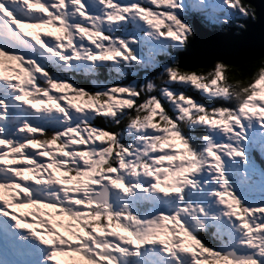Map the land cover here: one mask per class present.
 Instances as JSON below:
<instances>
[{"label": "snow or ice", "instance_id": "1", "mask_svg": "<svg viewBox=\"0 0 264 264\" xmlns=\"http://www.w3.org/2000/svg\"><path fill=\"white\" fill-rule=\"evenodd\" d=\"M197 14L214 24L256 18L241 0H0V217L25 231L21 240L47 250L45 264H59L58 257L83 264H264V169L252 155L264 157V99L256 103L264 60L251 79L235 83L221 63L206 73L182 71L171 53L186 46ZM50 27L61 35L41 40L39 31L25 30ZM144 48L171 61L155 65L162 86L137 88L133 81L90 92L46 71L51 65L95 75L107 67L123 76L147 69ZM5 60L25 65L23 77L4 75ZM189 87L233 107H206L176 90ZM49 89L67 92L51 96ZM69 92L89 103H73ZM108 123L122 131L100 126ZM241 171L259 183L234 187ZM9 207L51 214L29 213L32 221L22 222ZM209 227L219 246L198 235Z\"/></svg>", "mask_w": 264, "mask_h": 264}, {"label": "rangeland", "instance_id": "2", "mask_svg": "<svg viewBox=\"0 0 264 264\" xmlns=\"http://www.w3.org/2000/svg\"><path fill=\"white\" fill-rule=\"evenodd\" d=\"M117 2H120V0H117ZM124 2H127V0H124ZM192 2L194 4H199L200 0H192ZM206 3H212L214 2V0H205ZM162 10V9H161ZM195 18L200 19V21L210 28L213 29H217V27H222L225 25H234L237 26V24H241V21L243 18H239L235 21H229L228 24H214L210 21H207L202 15L197 14L195 15ZM13 29L15 30V26H12ZM26 31H39L41 33L40 38L41 40H52L53 36H57V35H61L59 32H57L55 30V28H48V29H43V30H36V29H25ZM43 31H49L52 32V36H44L43 35ZM161 31H164L163 28H161ZM226 31V30H224ZM239 32V28H236V33ZM107 35V33H105ZM114 36L118 37L121 34L119 32L113 34ZM141 35H143L141 33ZM129 40L131 39H135V36L133 35H129L127 37ZM28 39V38H25ZM189 39V37L187 38V40ZM31 42V41H30ZM55 42V41H53ZM87 45V41L84 42ZM107 42L105 41V44ZM184 49V48H183ZM94 50V49H93ZM59 51V49H58ZM95 51V50H94ZM173 56H176L175 60L177 61V52H173L172 53ZM142 56L143 59L145 61V64L148 65L147 69H150L152 71H158V75L161 74L162 69L156 67V64L159 63H169L171 64V61L166 60V58L164 56L158 55L156 53H154L151 49L149 48H144L142 50ZM155 62V63H153ZM5 65L3 66L5 68L4 71V75H16L17 73L20 74L21 78L23 77V74L20 72L21 68L26 67L25 65L19 64V62L15 61V60H5L4 61ZM219 63V62H218ZM8 65V66H7ZM6 66L10 68V70L6 69ZM51 66V65H50ZM49 67V66H48ZM55 69V68H54ZM46 71L48 72V70L46 69ZM56 72H54L53 74H49V75H53L56 77H61V76H70L69 78L78 85L77 82V78L78 76H90V84H91V88L93 90H90L92 92H94L96 90V85H105L107 87H110L111 85H114L116 83H119V81L123 78H125V74L123 76H119L116 72L113 71V73L110 74V77H108L109 79H107L106 81H102V79L95 77V75L87 73L85 70L81 69L79 72L76 73H71V72H67V73H60L55 69ZM12 72V73H11ZM111 72V71H110ZM8 73V74H6ZM97 73V70H96ZM95 73V74H96ZM40 73H36V76H39ZM78 75V76H77ZM145 79V78H143ZM113 81H115L116 83H114ZM141 81L143 80H138V84H136L137 88L141 87V86H146L143 85L141 83ZM13 83H15V80L12 81ZM110 82V86H108ZM36 85L38 87H47V85L40 83L39 81H36ZM23 87L27 88L29 91H31V85H23ZM95 89V90H94ZM177 91H183L182 89H176ZM257 91H258V99L256 100V103L259 104V99H264V84L262 85H258L257 86ZM65 92H67L66 89H61L59 91H53L51 89H49V95L51 96H61L63 95ZM159 95V93H158ZM68 97L69 99L76 104H86L89 103L86 99L84 98H79V97H75L73 96L70 92L68 93ZM42 99V97H41ZM60 106L63 107H67V105L64 104L63 100L59 101ZM21 107H26V105L21 104ZM206 107H211V106H206ZM29 111H32V109H29ZM158 117L154 116L153 122L155 123ZM172 144L174 145V148L176 150H181V146L179 144L178 141L173 140ZM79 147H83V145H78ZM53 148H55V145L52 146ZM167 150V149H165ZM26 151H33L32 149H27ZM36 151H39V149H36ZM253 159L255 161V163L261 168L264 169V157L261 156V153L257 150L253 152ZM256 158H259L260 160H257ZM227 157H223L224 161H227ZM37 160H45V162H47V158L44 157H37ZM163 163H167V162H163ZM175 163V162H173ZM11 167H23V165H12ZM57 175V178H60V174L59 172L55 173ZM16 179V178H13ZM259 176L256 177H249V175L243 171H241L238 176L236 177V179L234 181H232L233 186L235 187L237 184H249V183H259ZM20 184H24V183H29L31 184V180H27V181H17ZM161 193H159L160 195H163V191L165 190L164 188V184H161ZM20 195L22 196L23 194L20 193ZM5 199H8V195L7 193L4 194ZM255 199H260V193L259 191H256L255 193ZM12 203H15V201H12ZM4 206L3 204H0V209H3ZM5 211H8L10 215L12 214H16L18 217H20L22 219V222H31L33 217L31 215H27L29 213H36L39 214L43 217L44 213H49L51 214V209H46V208H24V209H19V208H14V207H9L7 209H4ZM53 222L54 223H60L61 225L67 224L69 222L65 221L63 218L60 217H53ZM14 224V221L10 220L8 217H0V231H2V234L0 232V249L2 247H8L10 248L9 250L7 249H1L0 250V263H4V264H45L44 261V256L46 255L47 250L42 248L40 245H38L35 241L29 239V240H21L20 237L25 235V231L23 229H14V227L12 226ZM172 226L170 224H165V228H171ZM57 231L62 232L63 234L67 235V232L65 231L64 227L61 226L59 228H57ZM211 239V238H210ZM209 239V240H210ZM218 240V239H217ZM2 243H4V245H2ZM218 243L216 242V245ZM2 253H4L5 255L8 256L4 257V255L2 256ZM5 259V260H4ZM59 264H83L82 261H79L78 257H73V258H69V257H58L57 258ZM207 264V262H206Z\"/></svg>", "mask_w": 264, "mask_h": 264}, {"label": "water", "instance_id": "3", "mask_svg": "<svg viewBox=\"0 0 264 264\" xmlns=\"http://www.w3.org/2000/svg\"><path fill=\"white\" fill-rule=\"evenodd\" d=\"M242 1L255 9L256 18L243 20L237 33L235 27L212 30L192 20V37L177 55L181 70L207 69L218 62L237 67L264 58V0Z\"/></svg>", "mask_w": 264, "mask_h": 264}, {"label": "trees", "instance_id": "4", "mask_svg": "<svg viewBox=\"0 0 264 264\" xmlns=\"http://www.w3.org/2000/svg\"><path fill=\"white\" fill-rule=\"evenodd\" d=\"M241 2L244 3L242 0H241ZM150 7H153V6H150ZM192 19L189 20L190 25H191V20ZM198 20L200 21V19H198ZM243 20H251V18H248V19H244L243 18L242 21ZM204 26H206V25H204ZM206 27L209 28L208 26H206ZM229 27L237 28V26H234V25L230 24V25H225V26H222V27H217V30L224 31V30H226ZM210 29L213 30V28H210ZM191 37H192V35L187 40V43H188V41L190 40ZM171 55L173 56L172 53H171ZM177 55H178V52H177ZM174 57L176 58V56H174ZM261 60H264V58L260 59L258 61L247 62V63L241 64V65H239L237 67L226 66L225 65L226 69H225V72L223 73V76L226 78L227 82H229V83H235L236 80H249V79H251L253 73L258 71ZM215 64L216 63H214L212 66H210L207 69H196V70H193V71L203 70L206 73L208 70L212 69ZM222 65H224V64H222ZM46 69L48 70L49 74H53L54 72H56L55 69L52 66H50V65ZM182 71H184V70H182ZM77 72H79V71H72L71 73L72 74L73 73L78 74ZM157 72H158L157 70L156 71H152L150 69L139 70V71H137L135 73H133V72H125L124 80L122 78L119 81V83H116L115 81H113L114 83H116L114 85H111L110 82L107 83V84H109L108 86L111 85L110 87L116 86V85L131 84L133 81H135L136 84H138V80L140 79V80H143V81H141V83L143 85L147 84V82H149V81H152V82L156 83L157 86L159 87V86H162V85L157 80V77L160 76V75H158ZM111 73H113V71L110 72L109 68L101 67V68L97 69V73L95 74V77L102 79V81H106L107 79H109L108 77H110ZM68 77H70V76H68ZM143 78H145V79H143ZM90 79H91L90 76H88V77L87 76H78V78H77L78 85L82 86L85 89V91L93 90L91 88ZM222 82L223 81H218V85L217 86H219V84L222 83ZM173 87H175V86L173 85ZM179 89H182L183 92H185L186 95L191 96V98L194 101H196L197 103H202L205 106H211V107H221V106H223V107H233V105L224 104L223 101L209 100L205 96H202L200 91L194 90L191 87H189V88H179ZM90 92H92V91H90ZM156 95L158 96V98H160L158 93H156ZM161 103L163 104V103H166V102L164 100H161ZM98 120H102V118H98ZM156 120H158V118ZM126 125H127V120L125 119L123 127H126ZM93 126H96L95 122H94ZM100 126L103 127L105 131L112 132V133H115V132H118V131H122V127L113 125L111 123L101 124ZM214 233H215V229L209 227L207 229V231H202L198 235L200 237H203L205 240H209L211 238L210 240H214L215 243L217 242L218 243L217 246H218L220 244V242L217 240L218 238H214Z\"/></svg>", "mask_w": 264, "mask_h": 264}, {"label": "bare ground", "instance_id": "5", "mask_svg": "<svg viewBox=\"0 0 264 264\" xmlns=\"http://www.w3.org/2000/svg\"><path fill=\"white\" fill-rule=\"evenodd\" d=\"M4 65H5V63H4ZM4 65H3V66H4ZM7 66H8V65H7ZM7 66H6V69H7V70H10V68H9V67H7ZM4 69H5V68H4ZM11 73H12V72H11ZM6 74H8V73H6Z\"/></svg>", "mask_w": 264, "mask_h": 264}]
</instances>
